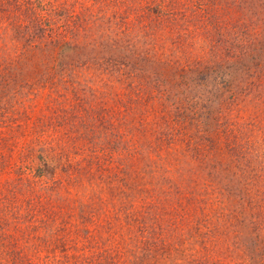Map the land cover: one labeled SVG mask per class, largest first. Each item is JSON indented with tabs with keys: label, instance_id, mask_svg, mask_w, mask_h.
<instances>
[{
	"label": "rangeland",
	"instance_id": "rangeland-1",
	"mask_svg": "<svg viewBox=\"0 0 264 264\" xmlns=\"http://www.w3.org/2000/svg\"><path fill=\"white\" fill-rule=\"evenodd\" d=\"M0 264H264V0H0Z\"/></svg>",
	"mask_w": 264,
	"mask_h": 264
}]
</instances>
